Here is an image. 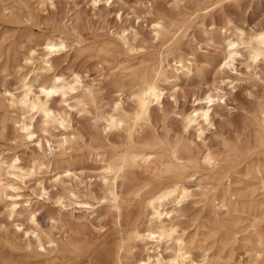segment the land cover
I'll return each mask as SVG.
<instances>
[{"label":"rangeland","instance_id":"obj_1","mask_svg":"<svg viewBox=\"0 0 264 264\" xmlns=\"http://www.w3.org/2000/svg\"><path fill=\"white\" fill-rule=\"evenodd\" d=\"M93 1H97L95 7ZM217 1L218 4H214ZM155 22L164 27L160 40L154 38ZM72 26L77 28V34ZM263 26L264 0H53L52 3L0 0V155L6 162L17 155L22 163L27 164L44 153L52 163L50 169L39 170L33 178L17 179L0 171V264L3 259L13 261L14 256H25L23 231L32 227L25 217L8 218L11 203L18 204L22 216L27 211L36 212L39 226L62 241L73 238L68 226L69 214L74 212L76 217H84L83 211L71 202L95 205L97 215L89 218L97 216V220H92L97 236L110 227L106 210L97 203L102 163L97 159V141L94 140L97 130L92 127L96 109L89 108L92 115L78 114L75 110L70 112V125L76 137L62 153L56 148L60 129L51 125L46 127L39 116H34V132L42 143L41 152L33 143L21 139L13 125V121L20 118V113L9 109L1 95L4 88L18 94L20 77L27 75L32 78L31 72L37 65L34 60L44 53L42 43L46 37L64 35L70 39L67 52L53 58V71L61 72L65 78H69L72 72H78L83 81L93 85L95 105L105 113L117 100L122 101L124 109L133 106L129 96L135 89L133 85L128 80L117 82L116 78L107 75L119 63L133 67L142 63L151 76L162 52L168 54L167 61L171 66L173 57L178 56L192 62L193 71L188 76L179 75L176 80L171 72L168 73V81L163 85V114L152 112L153 126L159 134L180 137L182 129L178 114L192 108L193 96L209 91L216 97L221 90L223 99L212 104L213 127L205 132L206 145L216 148L223 142L239 140L242 144H250L253 140L257 111L264 108V61L253 69L242 50L232 70L224 68L221 71L220 68L228 50L227 42L234 37L233 29L251 35ZM124 30H133L137 34L134 39L129 36L131 52L118 40ZM173 36H178L174 42ZM105 42H109L110 52L101 55L97 50ZM170 45L171 48L165 51ZM31 49L36 51L32 60L34 64L25 65L24 59ZM49 75L43 74L39 80L47 81ZM50 105L57 112L65 113L66 106L61 97H55ZM44 130L50 134L51 139H48L55 148L54 154L48 152ZM109 138L117 141L116 135ZM186 138L197 142L192 133ZM247 166L243 161L229 175L231 194H235L232 198L244 192L250 193L259 184L246 175ZM58 167L69 169L70 177L62 175V181L54 183L55 175L61 172L55 169ZM262 177L264 180V171ZM229 181L223 182L224 189ZM248 182L254 185L247 187ZM42 187L47 190V195L42 193ZM188 187L191 197L177 213L175 222L178 233L196 249H193V259L198 264H264V251L258 257L254 243L258 233L264 247V205L254 214L255 220L242 213L212 212L210 205L203 201L197 184ZM71 194L77 200L72 199ZM58 196L69 205L64 211H59L56 204ZM216 221L225 225L220 226ZM19 223L22 226L20 231L15 227ZM173 250L174 246H171L162 251V257L166 259ZM135 253L142 255V250L136 249ZM62 260L63 264H73L71 259Z\"/></svg>","mask_w":264,"mask_h":264},{"label":"bare ground","instance_id":"obj_2","mask_svg":"<svg viewBox=\"0 0 264 264\" xmlns=\"http://www.w3.org/2000/svg\"><path fill=\"white\" fill-rule=\"evenodd\" d=\"M42 1L52 3L53 0ZM96 4L97 1L92 2L93 7ZM214 4H218V1ZM153 28L154 38L162 39L164 27L161 23L155 22ZM72 30L77 34L76 27L72 26ZM233 31L234 37L227 42L228 50L221 71L224 68L232 70L242 50L255 69L259 62L264 61V26L251 35L238 29ZM129 36L134 39L137 34L133 30H124L118 40L131 52ZM178 36H173V42ZM69 40L64 35L46 37L42 43L44 53L36 60V51L31 49L24 64L37 62L31 72L32 78L27 75L20 77L18 94L4 88L1 95L9 109L20 113V118L14 120L13 125L21 139L33 143L41 152L42 143L37 140L34 132V116H39L46 127L51 125L60 129L56 148L62 153L76 137L70 125V112L75 110L78 114L92 115L89 108L92 106L96 109L92 127L97 130L94 140L97 141V159L102 163L101 190L97 203L102 204L106 210L110 227L97 236V228L92 222L97 220V216L89 218L90 215H97L95 205L83 201L71 202L83 211L84 217H76L73 211L69 214L68 226L73 238L62 241L39 226L35 219L36 212L27 211L22 216L18 204L11 203L8 206V218L14 220L16 217H25L32 227L23 231L26 237L25 256H14L13 261L3 259L1 264H63L62 259L67 258L73 264H198L192 256L195 248L178 233L175 222L177 213L191 197L192 192L188 186L193 183L199 187L203 201L210 205L212 212L242 213L256 219L254 214L264 205V108L257 111L258 119L252 130L254 134L250 144H242L237 140L232 143L223 142L219 147L215 145L216 148L206 145L205 132L213 127L212 104L223 99L221 90L216 97L209 91L193 96L192 108L178 114L182 129L180 137L171 138L168 133L159 134L153 126L152 112L163 114V85L168 81L167 75L171 72L176 80L179 75L188 76L193 71V63L178 56L173 57L171 66L167 61L168 54L162 52L151 76L142 63L137 67L119 63L107 75L116 78L117 82L128 80L133 85L135 89L129 95L133 106L124 109L122 101L117 100L109 112L105 113L100 112L95 105L93 85L83 81L78 72H72L69 78H65L61 72L53 71V58L66 51L70 46ZM109 46V42L103 43L97 53L109 54ZM47 73H50L48 80L40 81L41 76ZM55 97L62 98L66 106L65 113L57 112L50 105ZM29 113L31 116L27 117ZM43 132L47 135L45 143L48 152L54 154L55 148L48 139H51L50 134L47 130ZM190 133L197 142L186 138ZM111 135L117 136L116 142L109 138ZM45 156L43 153L24 164L17 155H13L8 162L0 155V171L17 179L33 178L39 170L52 167ZM243 161L248 164L246 175L259 184L250 193L244 192L232 198L235 194H231L229 175ZM55 169L61 172L55 175L54 183L61 182L62 175L70 177V170L66 167ZM226 180L229 182L224 189L222 184ZM246 185L254 184L248 182ZM41 190L47 195L44 187ZM71 197L77 200L75 195L71 194ZM66 202L63 197L56 198L59 211L69 207ZM216 223L220 224L218 221ZM15 227L20 231L22 226L19 223ZM257 234L254 243L259 257L264 247ZM171 246H174V250L164 259L162 251H167ZM136 249H141L142 255L137 256Z\"/></svg>","mask_w":264,"mask_h":264}]
</instances>
